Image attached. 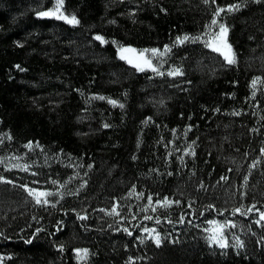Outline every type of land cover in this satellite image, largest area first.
Returning a JSON list of instances; mask_svg holds the SVG:
<instances>
[{
  "label": "trees",
  "instance_id": "obj_1",
  "mask_svg": "<svg viewBox=\"0 0 264 264\" xmlns=\"http://www.w3.org/2000/svg\"><path fill=\"white\" fill-rule=\"evenodd\" d=\"M236 2L65 0L73 25L35 15L54 0H0V157L39 160L34 171L0 164V264H264V219L244 215L264 211V0L219 17L235 63L202 40L175 44ZM116 42L172 44L162 67L183 74L137 70ZM49 176L65 194L37 204L23 185L60 188ZM164 196L180 203L156 205ZM213 219L233 221L226 246L209 243ZM153 227L160 244L143 231Z\"/></svg>",
  "mask_w": 264,
  "mask_h": 264
},
{
  "label": "snow or ice",
  "instance_id": "obj_2",
  "mask_svg": "<svg viewBox=\"0 0 264 264\" xmlns=\"http://www.w3.org/2000/svg\"><path fill=\"white\" fill-rule=\"evenodd\" d=\"M64 3L65 0H54V3L52 4L51 7L43 8L41 5L40 7L43 8V10H37L35 12V15L37 17H57L62 20L67 21L69 24H79L81 21L79 17L75 14V12H72L71 14H67L64 11ZM205 3H208V0H205ZM244 5L239 3L238 0L236 3H228L226 5H219L217 4L216 10L212 15L211 21L205 25V30L204 32L198 33L196 35H193L191 33H184L182 35H177L175 38V44H184L185 42L192 40H202L208 48L214 49L217 53H221L225 60H227L229 63H235L236 62V57H235V52L233 50L232 44L229 42L228 39V33H229V27L226 23L222 22L219 17L221 16V13L227 9L228 12L235 11ZM132 12H135L136 9H132ZM218 30H214L217 29ZM97 38L101 41H104L105 38L101 36L100 34H96ZM16 43H21L20 41H17ZM118 45V55L126 60L129 64L134 65L137 70L143 71L144 69H152L154 74H158L163 76L165 73L168 75L176 76V75H182V65L177 66L173 64L171 67L164 69L162 66L165 63V58L167 54L171 51V48L173 47L172 44H165L163 45V49L159 47H153V48H143V49H138L134 47L132 44H120L119 42H116ZM151 55H147V54ZM153 58H155V62L153 61ZM17 67H20L17 65ZM262 78L261 77H253L252 79V87L255 89L258 81H260ZM93 96H96L101 99H106L113 105L119 104L121 107H123V104L121 101L114 99L109 96H101L99 93H93ZM252 95H256V92L253 91ZM160 103H164L163 100L160 101ZM219 110V109H217ZM147 119H151V117H148ZM107 126V125H105ZM192 125H187V128H191ZM175 131V129H173ZM3 135V134H0ZM8 138L11 139V134H8ZM34 144H39V141H28L27 146L29 149L33 147ZM41 147H43L41 145ZM191 145L189 146V148ZM189 148L183 149V151L188 152ZM62 151V150H61ZM261 151H264V148L261 149ZM15 159L17 161H20V157L16 156ZM39 160H33L30 162H17V163H12L10 160H6L5 157H0V164H3L4 167L8 169H20L23 168L26 171H34V169L31 167V165L38 164ZM47 163V161H45ZM253 164H255V161H253ZM88 167H92L91 164L88 165ZM75 175V173L73 174ZM223 178V177H222ZM9 176L6 175H0V181H9ZM71 179V177H69ZM247 179V178H246ZM48 180H51L53 184H59L60 188H49V187H31L29 184H24L23 188H25L30 195L35 199L37 204L40 205H48V204H56L59 201L55 199V194H59V196L63 197L64 196V191L61 189L64 187V185L61 183L60 180L58 179H53L51 176L48 177ZM13 184L17 183V181H12ZM37 183H47V181H37ZM87 181H83V184H86ZM83 184L81 186H83ZM133 188H135V185H133ZM143 195V193H137V198L139 196ZM51 197V198H50ZM148 204L145 205V208L148 207V205H151L153 200H152V195H148ZM179 204V200H171L169 199L168 196H164L163 199H159L155 201L156 205H163L167 207L170 204ZM189 207L191 205L189 204ZM215 207V205H213ZM75 212L76 210L73 209ZM105 211L110 212L111 214H118L119 208H118V203L113 204L111 209H105ZM221 212H225L226 209H220ZM235 212H241L242 208L237 207L234 209ZM248 211H259L260 217L264 219V211H260L259 209H253L249 208L247 211H244V215H248ZM81 217H86L87 213L86 212H81L77 213ZM134 218V217H132ZM123 219V217H121ZM259 223L260 220H257ZM211 227L207 228L206 231L210 233V236L208 238L209 243H217L222 246L227 245V237L224 235V229L228 224H232L233 221H227L222 223L220 220L213 219L208 222ZM127 230V229H126ZM39 231V229H37ZM143 231L149 232L153 234V238L155 239L156 244H160L161 237L160 233L155 230V228H144ZM238 239V238H237ZM242 241L240 242L239 246H242ZM58 248H63V244H57ZM78 256L77 258L80 260H85L88 253L89 249L87 248H76L74 250ZM132 260L135 259V257L131 258Z\"/></svg>",
  "mask_w": 264,
  "mask_h": 264
},
{
  "label": "rangeland",
  "instance_id": "obj_3",
  "mask_svg": "<svg viewBox=\"0 0 264 264\" xmlns=\"http://www.w3.org/2000/svg\"><path fill=\"white\" fill-rule=\"evenodd\" d=\"M147 55H151V54L149 53V54H147Z\"/></svg>",
  "mask_w": 264,
  "mask_h": 264
}]
</instances>
